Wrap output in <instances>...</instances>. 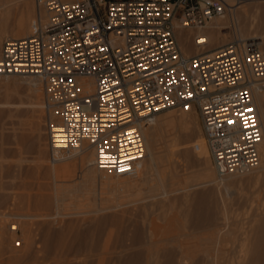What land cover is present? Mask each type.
<instances>
[{
    "label": "built area",
    "instance_id": "obj_1",
    "mask_svg": "<svg viewBox=\"0 0 264 264\" xmlns=\"http://www.w3.org/2000/svg\"><path fill=\"white\" fill-rule=\"evenodd\" d=\"M43 5L47 23L4 39L0 81L39 80L51 162L94 149L101 170L131 173L145 157L143 127L166 109H195L219 177L259 165L262 130L252 88L264 85V56L257 43L233 39L212 54L186 55L176 36L177 25L201 28L224 15L226 0ZM204 37L195 41L204 44Z\"/></svg>",
    "mask_w": 264,
    "mask_h": 264
},
{
    "label": "rangeland",
    "instance_id": "obj_2",
    "mask_svg": "<svg viewBox=\"0 0 264 264\" xmlns=\"http://www.w3.org/2000/svg\"><path fill=\"white\" fill-rule=\"evenodd\" d=\"M242 1L239 3L235 1L236 4L233 1L232 3L234 4L232 5L227 0L231 6H228V10L224 15L217 16L214 19L218 20L220 25L222 24L220 34L224 39L220 43H214L210 38L204 44H198L195 41L194 36L196 33L208 34V24L201 28L181 27L189 31V42L194 51L188 53L181 44L176 30L177 40L182 52L186 55L211 52L221 48L233 39H252L257 43L259 50L264 56V29L263 26H260L261 23H259L261 22V5L264 4V0ZM34 3L33 13L36 18V32L40 22H48L49 13L42 4L43 0ZM39 16H42L41 21L39 20ZM237 32H242L243 35ZM18 35V33L12 31L6 32L2 36L0 53L4 39L7 37H18ZM12 76L14 77L10 78V83L8 84L10 86L8 89L5 87V81H0V227L2 224L1 220L3 222L6 220L4 223L8 226L5 234L7 236L6 241L0 236L1 264H15L17 260L10 259L9 255L16 254L17 256L19 255L17 259H20L18 260L24 257L22 261L16 264H90L91 262L92 264H99L101 259L103 260V264L104 260L105 264H107L112 258L110 261L111 264H115L116 261L119 263L133 251H138L140 248V250H144L146 248L144 244L137 243L138 246L136 242L133 241L132 243V240H128L133 239L135 229L140 228H148L147 230H141H143V233L144 231L149 232L148 234L144 233V235L146 234L147 237L151 236L154 241H158V244L160 241L158 239L163 238L159 244L160 246H158L159 250H161V245H163L162 241L165 243L164 238L170 234H178L184 230L188 232L193 231V228L188 225L183 229L180 228L179 220L182 217L180 214L182 207L181 197L204 190L209 191L216 186H221L222 193L220 196H217V205L215 204L213 206L215 209L213 226L211 225L212 227L209 226L210 228L207 227L205 229H197L190 233L195 236L191 238L194 246L209 247L213 254L220 247H223L225 251L236 245L235 248H237L244 239L245 232L251 222L250 220L260 216V214H257V211L264 204V199H262L264 198L262 197L264 196L262 191L264 167L260 170L261 175L259 177L257 176V178L253 174V171L252 173L248 171L242 174H231L225 177H219L203 137L200 116L195 109L189 110V116L187 117L181 115L182 112H186L181 109H166L160 112L157 118H160L167 112H171L177 115V120L174 131L165 132L163 134L164 136L161 135L164 140L162 137L159 138V144L156 148V160L154 159L152 161L148 158L149 160L147 159V162L150 161L146 164L148 168H142L140 164L131 173L115 175L103 171L93 164L88 165L85 161L80 162L79 158L84 157L87 151H84L78 157L51 163L49 159L48 133L45 127L44 109L42 108V86L41 91L39 90L41 93V95L39 93V98L42 100L39 99L40 103L37 106L34 105L35 108H33V102L35 101L34 96H31L33 85L27 83L29 79L26 77L18 75ZM13 78L17 79L16 83L13 82ZM6 90H8V93H6ZM256 103L258 104V102ZM258 106L256 107L259 111L260 106ZM88 151L87 153L89 154L93 153L90 149ZM259 154L260 163L262 164L263 156L261 151ZM81 155L82 157H80ZM92 157H94V153ZM64 168L69 171L63 173L62 170ZM206 181L208 182L204 184ZM175 198L180 199L178 201L176 200V206L178 205V207L175 206L173 208L170 203ZM48 201L49 203H47ZM217 207L220 208L219 211ZM27 215L34 216L33 218L36 220H33L32 216L28 217ZM112 215L116 217L114 221ZM101 216H104L103 218L110 217L102 219L99 218ZM117 218H121L123 221L118 222ZM24 219H27L25 220L26 223L28 222L27 226L30 224L29 226L31 228L28 227L35 240H32L33 243L30 241L31 244L24 237V230L22 229L24 224L22 223V227L17 223L18 221H24ZM101 220H104V223L100 222ZM70 221L73 222L72 225ZM98 222H100L99 224L102 223L100 225L102 228ZM15 223L19 226L17 227L18 229H10L9 232L10 225L14 226L16 225ZM122 226L127 227L123 228ZM50 228L51 231L49 230ZM126 228H128L129 235L127 234ZM33 229L34 233L39 232L38 234H34L35 237L32 234ZM102 229L105 232L107 230H112V232L107 231L104 233ZM61 230V235H58L59 233L56 232H60ZM122 230L123 232H121ZM44 232L48 233L46 236H50L48 237L50 239L49 241L44 237ZM107 233H110L111 239L109 237V241L105 242L104 239ZM120 233L126 234V242H124L125 240L123 242L118 240ZM42 237L47 240L45 241ZM55 237L62 238L67 244L60 246L61 248L56 246L58 249L54 248L52 242H54ZM81 237L88 240L84 241ZM79 238L85 243V246ZM147 239L145 238L149 242L150 237ZM78 240L80 241L79 243ZM115 240L117 243L119 241L120 244H117ZM50 241H52V246L50 245ZM67 241L73 244V247L70 244L72 248L68 247L69 243ZM88 241L89 244H87ZM90 242H93L95 247ZM28 243L29 245H27ZM41 243L46 245L49 243L48 245L51 248L48 245H41ZM96 244L100 248L102 246V250L105 253H101L104 251L96 248ZM116 244L117 246H115ZM131 244L137 247L135 246V248ZM88 245H92L96 250ZM119 245L122 246L121 249L124 247L126 249H118V247L120 248ZM145 245L148 246L147 244ZM87 246L92 250L87 249ZM109 246L113 249H109ZM45 247L48 248H46L47 251ZM114 247L116 248L114 249ZM99 249L100 252H97ZM18 250L23 251L19 252ZM32 250L37 251V253L39 251L40 254L38 253L36 257ZM48 250L50 251V255H46L49 254ZM61 250L65 252L63 253ZM17 251L18 253H15ZM100 253L102 256L100 255L101 257H98ZM31 254L39 258L36 259ZM56 254L59 256L57 257ZM107 254L112 258L109 259ZM20 255L23 257L21 258ZM114 255H117V257ZM28 256L31 257L30 262L33 260L34 262L30 263ZM42 256H45L46 258H44L46 260ZM97 257L99 258L98 260ZM32 258L33 260H31ZM159 258L157 264L162 263L163 258L161 256ZM69 259L71 261H68Z\"/></svg>",
    "mask_w": 264,
    "mask_h": 264
},
{
    "label": "bare ground",
    "instance_id": "obj_3",
    "mask_svg": "<svg viewBox=\"0 0 264 264\" xmlns=\"http://www.w3.org/2000/svg\"><path fill=\"white\" fill-rule=\"evenodd\" d=\"M39 0H0V48H1V42H2V36L5 35L6 32H9V31H12L14 33H18V37H14V38H20V37H25V36H29V35H32L35 33V29H36V18H35V15L33 13V5H35L34 2H38ZM227 1V0H226ZM229 2H231V4L233 5L235 3V1H237V3L241 2L242 0H228ZM234 1V3H232ZM229 2H227V10H228V6L230 7L231 5L228 4ZM243 2V1H242ZM43 4V3H42ZM236 4V3H235ZM35 9V8H34ZM37 9V8H36ZM45 10V9H44ZM261 10L262 12L260 11V15H261V23L260 26H263V29H264V4L261 5ZM41 11V10H40ZM38 17V16H37ZM216 17H213L209 22H208V28H209V32L208 34L206 35L205 34V37H204V42L206 43L207 42V39H211L214 43H220L224 37L221 36L220 32H221V28H222V24L220 25L219 21L218 20H214ZM39 20L41 21L42 20V16L40 17L39 16ZM49 21V20H48ZM45 23V22H44ZM44 23H41V24H44ZM47 23V21H46ZM182 26L180 25H177L176 27V30H177V36L181 42V44L183 45V47H185L186 51L188 53H191L192 51H194L191 47V44L189 42V31L186 30V29H182L181 28ZM239 33L240 35H243L242 32H237ZM196 34H201L200 32L196 33ZM245 34V33H244ZM204 35V33L202 34ZM195 37V36H194ZM197 50V49H196ZM209 53H213V51L209 52ZM1 55V53H0ZM11 77H14L12 75H9L7 77H5L4 79L1 80L2 81H5L6 83V86L7 89L9 88L10 85H8L10 83V78ZM18 77V76H17ZM26 78H28V82L27 83H30L32 86V92H31V96H34V102H33V108H35V106H37V104L40 103L39 101V90L41 89V84L39 82V80L35 77H32V76H26ZM13 82L16 83L17 82V79H14L13 78ZM82 82L83 84L85 85L86 88H89V89H93V86L91 85V79H88V78H84L82 79ZM41 91V90H40ZM252 91H253V98H254V105L255 107L257 105L260 106V110L258 112V117L260 119V122H261V130H262V138H261V141L259 143V153L261 151L262 153V159H263V162L262 164L259 163V165L250 170L251 173L252 171L254 172L253 174L256 176L259 177L261 175V172L260 170L263 169L264 167V85H261V84H255L252 88ZM6 93H8V90H6ZM41 95V93H40ZM42 100V99H40ZM258 102V104L256 103ZM32 103V102H31ZM42 103V102H41ZM35 105V106H34ZM42 106V105H41ZM258 106V107H259ZM43 108V107H42ZM257 109V107H256ZM37 110V109H36ZM186 112H182L181 115L183 117H187L189 116V110H185ZM181 119V117H179ZM176 120H177V115L174 114V113H171V112H167L165 114H163V116H161L160 118H155V120L150 123V124H146L143 129H142V134H143V139H144V142H146V145H145V150H146V153H145V157L139 162V165L141 164L142 165V168L147 167V163H149L150 161L147 162V159L149 158L150 160L154 161L155 157H156V148L158 146V140H160L159 138L162 137L161 135L165 134V132H173L174 129H175V126H176ZM181 123V122H180ZM263 123V125H262ZM178 125V123H177ZM40 127V126H39ZM40 129V128H39ZM177 129V128H176ZM42 131V130H41ZM203 133V132H202ZM40 134V133H38ZM171 134V133H170ZM41 136V135H39ZM164 136V135H163ZM204 137V135H203ZM175 138V137H174ZM163 139V137H162ZM161 139V141H162ZM164 140V139H163ZM185 140V139H184ZM187 140V139H186ZM204 140H205V137H204ZM174 142V141H173ZM206 142V140H205ZM187 143V142H186ZM40 144V143H38ZM42 144V143H41ZM170 145V144H169ZM188 145V144H187ZM207 145V143H206ZM184 146V144H183ZM160 147V146H159ZM208 147V146H207ZM171 148V147H170ZM169 148V149H170ZM183 148V147H182ZM186 148V147H185ZM184 149V148H183ZM189 149V148H188ZM185 150V149H184ZM209 150V149H208ZM84 151H88L87 150H84ZM83 151V152H84ZM90 151H92L94 153V157H92L93 153L89 154V153H85V156L82 157V155L80 157L82 158H79L80 159V162H83L85 161L86 164L88 165H95L96 167H98L95 163V160H96V152L94 149H90ZM170 151V150H169ZM168 151V152H169ZM81 152V153H83ZM190 152V151H189ZM81 153L79 154H75V155H71L69 157H66L64 159H60L58 160V162H61V161H64V160H67V159H70V158H73V157H78ZM158 153V152H157ZM188 153V152H187ZM189 154V153H188ZM187 154V155H188ZM84 155V154H83ZM146 155H147V158H146ZM158 155V154H157ZM157 158V157H156ZM148 159V160H149ZM156 160V159H155ZM53 163V162H51ZM54 163H57V162H54ZM213 163V161H212ZM153 164V163H152ZM214 165V164H213ZM151 168V167H150ZM88 169V168H87ZM96 169V168H95ZM69 170L67 169H63L62 172L63 173H67ZM88 171V170H87ZM97 171V170H96ZM90 172V171H89ZM88 172V173H89ZM94 172V170H93ZM217 172V171H216ZM59 173V172H57ZM92 173V172H90ZM89 173V174H90ZM246 173V172H245ZM256 173V174H255ZM242 174V173H241ZM96 175V174H95ZM231 175V174H229ZM253 176V175H252ZM225 177V176H224ZM250 177V176H249ZM255 178V179H256ZM208 181L204 182V184H206ZM223 185H225V187H227L226 184L223 183ZM262 191H263V195H264V184L262 186ZM222 193V188L221 186H216L215 188H213L212 190L210 189L209 191H201V192H196L195 194H186V195H183L181 197V201H182V207H181V210H180V214L182 215L181 219L179 220V224H180V228H185L187 225L190 226L191 228H193V231L194 230H197V229H205L209 226H211L213 223H214V219H215V209L213 208V206L217 203V196H220ZM264 197V196H262ZM180 199V198H179ZM179 199H174L172 200V202L170 203L171 206L174 208L176 206V200L178 201ZM264 199V198H262ZM261 199V200H262ZM42 201V199H41ZM44 202V201H42ZM41 202V203H42ZM40 203V204H41ZM49 203V201L47 202ZM217 205V204H216ZM219 205V204H218ZM180 206V205H179ZM260 206V205H259ZM178 207V205L176 206ZM171 208V207H170ZM218 208V211H219V207ZM216 208V209H217ZM172 209V208H171ZM259 211H257V214H260L259 217H254L253 220H250L251 222L249 223V226L245 232V236H244V239L243 241L241 242V244L239 245V247L235 248V247H232L231 249L225 251V249H223V247H220V249H217V251L213 254L211 253V250L209 249V247H197V246H194V242H191V238H194L195 236L193 234H190L192 233L193 231L191 232H188V231H181L180 233L178 234H170L169 236L165 237L164 240H165V243L162 241L163 245H161L162 249L159 250L158 246H160V242L162 239H158L160 240L159 241V244L157 243L158 241L157 240H153L150 237H147V235L144 233H147L144 231L143 233V230H147L148 228H140V229H135V234L133 235V239H128V240H132V243L133 241L136 242V244H144V247H146L144 250H138V251H133L135 253H131L129 254L124 260L120 261L119 263H117V261L115 262V264H157L158 260L160 259L159 257L161 256L163 258L162 260V263L161 264H264V204H262L259 209ZM218 214V213H217ZM216 214V215H217ZM28 216V215H27ZM32 216V215H31ZM31 216H28V217H31ZM34 216H32L33 218ZM39 217V216H38ZM45 217V216H44ZM104 217V216H103ZM102 216L99 217V218H102V219H105L103 218ZM110 217V216H109ZM107 217V218H109ZM113 217V218H112ZM112 219L114 221V219L116 217H114V215H112ZM217 217V216H216ZM106 218V219H107ZM110 218V220H111ZM19 219V217H18ZM43 219V218H42ZM118 219V218H117ZM116 219V220H117ZM27 219H24V221H16L18 223L19 226H22L23 224V230H24V237L26 238V241L29 242L31 244V242L33 243L32 240L33 237L31 235V230H30V224L27 226L28 222L26 223ZM33 220H36L33 218ZM115 220V221H116ZM122 219H118L117 221H121ZM6 221V220H5ZM4 221V222H5ZM29 221V220H28ZM104 221V220H103ZM102 220L100 222H103ZM107 221V220H106ZM112 221V220H111ZM123 221V220H122ZM3 222V220H1V227H0V236L5 240L7 239L6 237V229L8 226L5 225V223ZM32 222V221H31ZM36 222V221H35ZM34 222V223H35ZM43 222V221H42ZM47 222V221H46ZM51 222V221H49ZM48 222V223H49ZM71 222V221H70ZM98 222V224L100 223ZM23 223V224H22ZM37 223V222H36ZM45 223V222H43ZM47 223V224H48ZM73 222H71V225H72ZM104 223V222H103ZM108 223V222H107ZM106 223V224H107ZM116 223V222H115ZM16 224V223H15ZM32 224V223H31ZM68 224V223H67ZM102 224V223H101ZM99 224V226L101 225ZM114 224V223H113ZM123 224V223H121ZM33 225V224H32ZM31 225V226H32ZM40 225V224H39ZM51 225V224H50ZM70 225V223H69ZM68 225V226H69ZM112 225V224H110ZM117 225V224H116ZM120 225V224H119ZM222 225V224H221ZM16 225L12 226L10 225V228H9V232H10V229L12 230H16L18 229L17 227H19ZM45 226V225H44ZM113 226V225H112ZM149 226V225H148ZM213 226V225H212ZM211 226V227H212ZM220 226V225H219ZM6 227V228H5ZM38 227V226H37ZM40 227V226H39ZM48 227H50L48 225ZM71 227V226H70ZM102 228V226H100ZM123 228L127 227V226H122ZM189 227V229H190ZM217 227V226H216ZM223 227V226H222ZM62 228V227H61ZM138 228V227H137ZM210 228V227H209ZM215 228V227H214ZM35 229V228H34ZM34 229H33V236L35 237V232L34 233ZM37 229V228H36ZM68 229V227H67ZM66 229V230H67ZM72 229V227H71ZM120 229V228H119ZM127 229V230H126ZM124 230L127 231V234H128V228H126ZM143 229V230H141ZM22 230V231H23ZM46 230V229H45ZM51 231V228L49 229ZM60 230V229H59ZM65 230V228H64ZM70 230V228H69ZM90 230V229H88ZM87 230V231H88ZM104 229H102L103 231ZM156 230V229H155ZM207 230V229H206ZM8 231V230H7ZM107 231H110V230H107ZM106 231V232H107ZM204 231V230H203ZM220 231V230H219ZM12 232V231H11ZM48 232V231H47ZM62 232V230L60 232H56V233H59L58 235H61L60 233ZM89 232V231H88ZM104 233H106L105 231H103ZM112 232V230L110 231ZM123 232V230L121 231ZM215 232V231H214ZM39 233V232H38ZM37 233V234H38ZM50 233V232H48ZM48 233H45V236L47 239L48 237L50 236H46ZM149 233V232H148ZM147 233V234H148ZM155 233V232H154ZM210 233V232H209ZM110 233H107V236L105 237L104 241H109V235ZM10 235V233H9ZM57 235V236H58ZM129 235V234H128ZM152 235V233H151ZM206 235V234H204ZM22 236V235H21ZM37 236V235H36ZM125 236L126 234L125 233H120L119 236H118V240L120 242H126V239H125ZM144 236H146L145 238L149 239V242L145 240ZM13 237V236H12ZM155 237V236H154ZM43 238V237H42ZM132 238V236H131ZM157 238V237H156ZM204 238V237H203ZM18 239V238H17ZM24 239V238H23ZM44 239V238H43ZM42 239V240H43ZM47 239H44L45 241ZM80 239V238H79ZM81 239H84L81 237ZM80 239V241H81ZM111 239V237H110ZM114 239V238H113ZM147 239V240H148ZM50 239H48L49 241ZM88 239H84V241H86ZM117 240V239H116ZM115 240V241H116ZM6 241V240H5ZM23 241V240H22ZM25 241V240H24ZM31 241V242H30ZM35 241V240H34ZM44 241V242H45ZM78 240V243L80 242ZM99 241V240H97ZM102 241V240H101ZM118 241V243H119ZM41 242V240H40ZM51 242L50 241V245H51ZM68 242V241H67ZM111 242V240H110ZM113 242V241H112ZM128 242V241H127ZM130 242V241H129ZM29 243L27 245H29ZM35 243V242H34ZM39 243V242H38ZM43 243V242H42ZM41 245H44V246H47L46 244H42ZM54 244V248H61L60 246H65L67 243L66 241H64L62 238H57L55 237L54 238V242H52ZM69 243V242H68ZM77 243V244H78ZM81 243H83V245L85 246V243L83 241H81ZM87 243V242H86ZM91 243V242H90ZM93 243V242H92ZM91 243V244H92ZM97 243V242H96ZM117 243V241H116ZM117 243V244H118ZM161 243V244H162ZM218 243V242H217ZM229 243V242H228ZM23 244V243H22ZM52 244V245H53ZM69 243L68 244V247H73V244ZM76 244V245H77ZM89 244V241L88 243ZM98 244V243H97ZM96 244V248H100L98 245ZM117 244L115 246H117ZM120 244V243H119ZM137 244V245H138ZM145 244H147L148 246H146ZM234 244V243H233ZM34 245V244H33ZM51 245V246H52ZM80 245V244H79ZM94 245V243L92 244ZM92 245H90L92 247ZM104 245V244H103ZM106 245H109V244H106ZM127 245V243H126ZM132 245V244H131ZM130 245V246H131ZM226 245V244H225ZM57 246V247H56ZM78 246V245H77ZM75 246V247H77ZM89 246V245H88ZM87 246V249L90 247ZM105 246V245H104ZM103 246V248H104ZM113 246V245H112ZM120 246V245H119ZM133 246V245H132ZM136 246V245H135ZM133 246V247H135ZM139 246V245H138ZM141 246V245H140ZM211 246V245H210ZM37 247V246H36ZM39 247V246H38ZM40 247H43V246H40ZM49 247V245H48ZM71 247V248H72ZM79 247V246H78ZM77 247V248H78ZM95 247V245H94ZM92 247V249L94 248ZM122 246H120V248L118 247V249L120 250H125L124 248L121 249ZM128 247V245H127ZM137 247V246H136ZM135 247V248H136ZM11 248V247H10ZM14 248V247H13ZM16 248V247H15ZM29 248V247H28ZM47 247H45L46 249ZM51 248V247H49ZM57 248V249H58ZM77 248H75V250H77ZM85 248V247H84ZM96 248H94L96 250ZM108 248V247H107ZM111 247L109 246V249ZM116 247H114L115 249ZM18 249V248H16ZM43 249V248H42ZM48 249V248H47ZM46 249V251H47ZM74 249V248H73ZM91 249V248H89ZM91 249V250H92ZM101 251H104L102 250V246H101ZM100 249L97 250V252L99 251L100 252ZM106 249V247H105ZM113 249V248H111ZM138 249V248H137ZM143 249V248H142ZM13 251L15 249H12ZM10 250V251H12ZM74 250V252H76ZM93 250V251H95ZM107 250V249H106ZM16 251V250H15ZM19 251V250H18ZM15 252V253H18ZM23 251V250H22ZM21 250L19 252H22ZM30 251V250H29ZM43 251V250H42ZM41 251V252H42ZM46 251H44L46 253ZM63 253L65 252L64 250H61ZM87 251V250H86ZM92 251V252H93ZM111 251V250H110ZM117 251V250H116ZM26 252V251H25ZM34 254L38 255L37 251H33ZM37 254H36V253ZM49 254H46V255H50V251L48 250ZM47 252V253H48ZM88 252V251H87ZM24 253V252H23ZM60 253V252H59ZM77 253V252H76ZM101 253H105L104 252H101ZM98 254V257H101L102 254ZM107 253V252H106ZM116 253V252H115ZM22 254V253H21ZM25 254V253H24ZM22 254V255H24ZM40 254V253H39ZM42 254V253H41ZM44 254V253H43ZM69 254V253H68ZM84 254V253H82ZM89 254V253H88ZM97 254V253H96ZM110 254V253H109ZM20 255V257L22 258L23 256ZM32 255V254H31ZM45 255V254H44ZM55 255V253H54ZM66 255V254H65ZM101 255V256H100ZM106 255V254H105ZM112 255V253H111ZM19 256V255H18ZM17 254L16 255H9V258L10 259H15V264L19 261H22L23 258L21 260H18L20 258L17 259ZM27 256V255H26ZM25 256V258H27ZM34 256V255H32ZM56 256L58 257L59 255L56 254ZM91 256V255H90ZM109 255L107 254V257ZM117 257V255H114ZM35 257V256H34ZM35 257V258H36ZM43 257V256H42ZM45 257V256H44ZM43 257V258H44ZM48 257V256H47ZM55 257V256H54ZM63 257V256H62ZM97 257V260L99 259ZM29 262H30V258L29 257ZM39 258V257H38ZM36 258V259H38ZM46 258V257H45ZM44 258V259H45ZM50 258V257H49ZM56 258V257H55ZM73 258V257H72ZM109 259H111L112 257L109 256L108 257ZM41 259V258H40ZM48 259V258H47ZM82 259H85V258H82ZM101 259V258H100ZM106 259V258H105ZM113 259V258H112ZM111 259V260H112ZM115 259V257H114ZM33 260V258L31 259ZM46 260V259H45ZM64 260V259H63ZM62 260V262H63ZM96 260V261H97ZM109 260V263L107 264H111ZM26 261V260H24ZM23 261V262H24ZM68 261H71L70 259ZM108 261V259H107ZM106 261V262H107ZM11 262V260H10ZM13 262V261H12ZM27 262V261H26ZM34 262L31 261L30 263ZM114 262V261H112ZM3 263V262H2ZM1 264V263H0ZM10 264H14V263H10ZM35 264V263H34ZM51 264V263H50ZM55 264V263H54ZM58 264V263H56ZM72 264V263H71ZM92 264V262L90 263ZM97 264V263H95ZM99 264H103V260L101 259L100 263ZM104 264H105V260H104ZM113 264V263H112Z\"/></svg>",
    "mask_w": 264,
    "mask_h": 264
},
{
    "label": "snow or ice",
    "instance_id": "obj_4",
    "mask_svg": "<svg viewBox=\"0 0 264 264\" xmlns=\"http://www.w3.org/2000/svg\"><path fill=\"white\" fill-rule=\"evenodd\" d=\"M229 123H231V121ZM121 171H124V169H121Z\"/></svg>",
    "mask_w": 264,
    "mask_h": 264
}]
</instances>
